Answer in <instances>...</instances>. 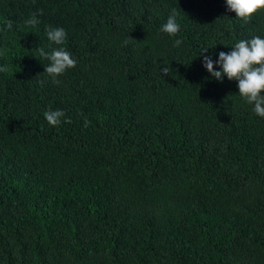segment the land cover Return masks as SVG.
Wrapping results in <instances>:
<instances>
[{
	"label": "trees",
	"instance_id": "16d2710c",
	"mask_svg": "<svg viewBox=\"0 0 264 264\" xmlns=\"http://www.w3.org/2000/svg\"><path fill=\"white\" fill-rule=\"evenodd\" d=\"M256 36L226 0H0V264H264V118L200 56Z\"/></svg>",
	"mask_w": 264,
	"mask_h": 264
},
{
	"label": "clouds",
	"instance_id": "9594fccd",
	"mask_svg": "<svg viewBox=\"0 0 264 264\" xmlns=\"http://www.w3.org/2000/svg\"><path fill=\"white\" fill-rule=\"evenodd\" d=\"M229 11L235 12L237 19L245 22L251 21L254 14L264 11V0H226ZM42 14V13H41ZM177 11L172 9L160 29L161 32L169 36H176L180 31V25L177 23ZM29 26L35 27L39 24L37 14L33 13L32 17L25 21ZM13 23L11 20L6 23V30H11ZM48 40L57 45H63L66 40V31L63 28L46 29ZM128 41H125L127 44ZM182 44L181 39H176L173 46L179 47ZM232 51L226 53L221 51L219 59L215 61L222 68V71L214 70V61L207 56V48L203 49L200 56H203V65L211 76L216 80L223 82L225 76L228 80L238 81L239 95L249 105H253V111L256 115L264 118V39L259 36L250 40H240L232 47ZM39 54L49 63L45 65V72L52 80V83L59 84L58 77L63 75L67 70L75 68L77 61L71 53L63 47L53 48L50 52H45L44 48H38ZM7 66L0 67V72H8ZM161 73L169 74L168 66L160 69ZM44 118L52 127H57L63 122L71 123L72 121L65 117L62 110H51L44 112ZM85 120V127L88 126Z\"/></svg>",
	"mask_w": 264,
	"mask_h": 264
}]
</instances>
